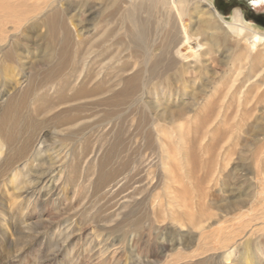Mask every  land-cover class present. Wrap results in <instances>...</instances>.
Here are the masks:
<instances>
[{"label":"rangeland","instance_id":"1","mask_svg":"<svg viewBox=\"0 0 264 264\" xmlns=\"http://www.w3.org/2000/svg\"><path fill=\"white\" fill-rule=\"evenodd\" d=\"M7 1L12 5L17 2ZM28 1L32 5L55 1L58 6L53 10H70L67 17H73L69 26L73 36L60 83L50 85L45 84V68L39 64L43 54L33 46L36 37L27 36L23 28L11 33L15 52L11 57L4 56L9 35L5 43L0 42V264H242L244 250L247 262L264 264V231L257 230L263 225L257 220L249 223L250 217L264 211L261 184L256 180L264 177L259 174L264 169V114H260L264 103L240 129L226 134L231 140L222 147L216 146L211 136L202 135L204 130L199 126L203 119L195 113L174 126L152 123L154 111L199 112L206 100L211 101L218 79L223 77L222 82L228 78L227 63L222 62L227 54L211 52L206 74L186 86L169 81L167 94L157 81L148 79L151 75L145 70L143 55V50H151L152 56L163 53L164 39L170 32L165 26V21H170L169 13L164 9L157 6L148 10L145 2L140 4L134 18L147 29L138 32L119 14L111 22L99 24V18L110 9L109 0H87L81 13L77 12L81 0ZM183 1L187 17L192 19L196 17L195 8L205 7L195 5L193 0ZM258 1L205 0L227 22H231L233 11L239 10L244 23L264 36V6L254 8ZM128 6L122 2L123 13ZM46 11V16L52 13ZM7 25L5 29L10 30ZM43 31L40 29L38 35ZM106 34L111 36L107 44H99ZM57 43H50L54 49L50 66L60 61ZM105 54L109 56L103 59ZM138 70L142 72L138 92L117 109L93 106L111 94L67 104L56 100L55 90L66 81L72 87L84 78H104L115 93L121 87L120 79ZM202 91L207 97L203 100ZM73 114L79 115V120L73 126H64L65 117ZM224 122L218 126L221 137L229 126L238 124L239 117ZM231 141L233 148L228 147ZM226 151V159L215 156ZM42 174L49 181L26 194ZM229 253L232 255L228 258Z\"/></svg>","mask_w":264,"mask_h":264},{"label":"bare ground","instance_id":"2","mask_svg":"<svg viewBox=\"0 0 264 264\" xmlns=\"http://www.w3.org/2000/svg\"><path fill=\"white\" fill-rule=\"evenodd\" d=\"M123 1H125L126 3L129 4L128 10H126L124 13H123V10H122V2ZM27 2H29V1L28 0H17L16 4L13 3L15 5H12L7 0H0V22H1L0 23V42L1 43H3V42L5 43L7 35H9L8 36V40L6 42L7 43L6 47H9V49L6 52H4V56L5 57H11L12 54L15 55V52L13 51L14 50V48H13L14 44H13L12 38H10L12 36H10V35L13 32H18V30L20 28H23V30L25 31L27 36H29L30 38L31 37H36L37 38V43L34 44L33 46H35V50H37L41 54H43L42 57H41V60L40 61L38 60V61H39V64H42L44 66V68H45V70H44L45 71V74H44L45 75V84H49L50 85V84H54V83H60L59 80H61L60 78L63 76V71L65 69L64 60H65L67 54H69L68 52H69V49H70V46H69L70 37L73 36V33L69 29V26L71 24V21H72L73 17H67L68 14L70 13V10H68V9H63V10L59 9V11L53 10L54 8H56L58 6V5H55L56 4L55 1L48 2V4L44 3L42 5L41 4H33L32 5V4H29V3L27 4ZM59 2H60V0L58 1V3ZM143 2L146 3V9H148V10H152V9H154V8H156L158 6V7L162 8V9H164L167 13H169L168 18H170V21L167 20V18H166L167 21H165V24H166L165 26H167V25L169 26L170 32L167 33L168 36H166V38L164 39L165 43H164L163 53H161V54H159L157 56H152L151 55V50L150 51L149 50L146 51L147 48L145 49L146 52H144V50H143V55L145 56V62H144L145 63V70L151 75V76H149L150 78H148V79H150V81L151 80H153V81L155 80V82L157 81L156 84L161 86V88L164 87L166 89V91L168 92L167 94H169V92H170L169 91L170 88L167 86V83L169 81L172 83V85L173 84H175V85L179 84L181 86H183V85L186 86V84H188L189 82H191V81L194 82V81H196V79H200L201 76L206 74L207 73V67L209 65V61L212 60L210 58L211 52L218 53V54L225 53L228 56V57H223L222 58L223 59V61H222L223 65H224V63H227V64H225V67L228 66L227 67L228 69H227L226 75H225V76L228 77L227 80H224V81L221 82V78H223V77L218 79L216 84H218L219 86L214 87L213 91H211V97H213V99L211 101L210 100H206L205 104L201 108H199V112H187V110H186V112L185 111L170 112L169 110H166L167 112H163V111L156 112V111H154L153 115L155 117L152 116V120H153L152 123L153 122H161L162 124H164V123H165V125L167 124L166 126H172L173 124L176 123V121L182 120L184 117L185 118L189 117L190 115L195 113V115H199L198 117H201L203 119L201 125L199 126V129H203L204 130V133L202 134L203 136H205V135H207L209 137L211 136V139L214 141L216 146L222 147L223 145H227V143L229 144L230 137L226 136V134H229V133H231L233 131H236L234 129H240V127H241V125H242V123L244 121L248 120L249 117H253L254 116V114L256 113L254 111H256V109L258 108L257 106L264 103V36L259 35L256 31L251 29V27H249L248 24L244 23V20H243L244 17H242V14L240 13L239 10H234L233 13H232L231 22H227L216 12V10L211 5L206 4L205 0H193L195 5L199 6V5L203 4L205 6L201 10H197V8H195V12H193V13H196V17H195V19L193 18L194 20L192 19V17H187V14H188L187 7H186L187 4L183 0H165L163 2H157L156 0H109L108 1V4H109L108 6H110V9L109 10L106 9L107 10L106 11V15L103 18H101L102 20L99 18V24L101 22H103V23L111 22L115 18V16H117L119 14V16H121L122 19L126 21V24L131 25L129 27L134 28V30H137L138 32H143L145 29H147L146 26L143 23L139 22L136 18H134V16H135L134 12L137 11V9L139 8L140 4H142ZM35 3H36V0H35ZM86 3H87V0H81L80 1V6H79V8L77 10L78 13H81V12L84 11V7H85ZM255 4H256L255 7H258V8L261 7V6H264V0H259L257 3L255 2ZM123 7H124V5H123ZM46 9H50L52 11V13H50L49 15L46 16L45 14L48 13L46 11ZM38 15H40V18H39ZM73 16H75V15H73ZM170 22H171V25H170ZM116 23H117V21H116ZM163 23H164V21H163ZM7 24L10 25V28H11L10 30H6L5 29L4 25H7ZM147 24H149V23L147 22ZM193 24H194V26L196 28L193 26ZM40 29H44L45 32L43 31V34L38 35V32L40 31ZM85 29H87V28H85ZM93 34H95V33H93ZM75 37H76V35H75ZM109 37H111L110 34H106V36L102 39V41L99 42V44L100 43L107 44V43H105V41H107V39ZM94 40H96V39H94ZM154 40L155 39H153L152 41L154 42ZM55 41H56V43L58 41L57 44L60 45V48H59L60 49V53L59 54L61 55V57H60V59L58 58V60H60V61L57 62L56 65L50 66L51 64L49 65V62H50L51 56L53 57V52L52 51L54 50V49L51 50L50 43H55ZM158 42H161V41H158ZM115 44L116 45H121L120 42H117ZM125 46H127V44ZM71 47H73V45H71ZM80 47H83V46H80ZM0 48H2V47H0ZM96 48H95V50H96ZM15 50H17V49H15ZM96 52L97 51H95V53ZM89 53H90V51H89ZM73 55H74V52H73ZM107 56H109V55L105 54L103 59H106ZM43 59L45 61L44 64L41 63V61ZM126 61H127V59H126ZM96 63H97V61H96ZM37 64H38V62H37ZM21 65H23V64H21ZM148 65H149V68H147ZM71 67H73V66H71ZM83 67H81V68H83ZM92 67H91V70H92ZM125 67H127V66H125ZM125 67L122 68L123 71L127 70V68H128V67L127 68H125ZM138 67H140V66H138ZM129 70H131V69H129ZM41 72H43V70ZM141 73L142 72L138 70L137 72H135L131 76H129V77L125 78V79H120L121 87L115 93H113L112 86L110 84H108V81L105 80L104 78H100V80L94 79L95 81H93L92 78H87V79L84 78L78 84L75 82L76 86H72V87H70V83H68L66 81L64 83V86L62 85V86H60L61 88L59 87L60 89L58 88L57 90H55L56 91L55 92V97H56V100L58 102H62V103L67 104V103H73V102H76V101H80V100H82L84 98H90L91 99L92 97H95V96H100V95H104V94H111L107 98L103 99L102 101H99L96 104H94V105L92 104V105L95 106V107L96 106H101V105L102 106H112L115 109H117L118 107L123 105L125 103V101L131 99L135 95L136 92H138L137 91L138 83H139L138 82V78L140 77ZM168 73H170L171 75L169 76ZM165 74H167L168 76L164 77ZM98 75L99 74H97V76ZM91 76H93V75H91ZM187 76L188 77L190 76L191 80H186ZM42 78L38 77L37 79H42ZM65 84H68V85L65 86ZM141 84H143V83L141 82ZM153 86H152V88H153ZM45 87L48 88V85H46ZM56 87H57V85H56ZM161 88H160V90L162 91L163 89H161ZM32 89H33V87H32ZM177 89H178V86H177ZM145 90H147V89H145ZM38 91H40V89ZM38 91L36 93H38ZM45 93L43 95H45ZM159 93H161V92L159 91ZM40 94H41V92H40ZM46 95H47V93H46ZM173 96L174 97L177 96V90H174ZM191 96L194 97V94H192ZM205 96H206V92L202 91L200 99L203 100L204 98H207ZM193 97L191 99H194ZM40 102H41V100H40ZM34 103H36V102H34ZM41 104H42V102H41ZM53 105H55V104H53ZM68 105H70V104H68ZM74 105H76V104H74ZM71 106H73V105H71ZM46 107H44L45 108L44 111L46 110ZM49 107H51V105H49ZM81 109H83V108H81ZM156 109L157 108H155V110ZM36 112H38V111H36ZM71 113H73V112H71ZM74 113H78V112H74ZM260 114H264V112H260ZM78 116L79 115H77V114L66 116L65 117L66 119L63 122V125L64 126H73V124L75 125V123L79 120ZM233 116L234 117H237V116L239 117L238 124L235 125V126L234 125L233 126H229V128L226 129V133H224L225 135L222 134L224 136L221 137V134H219L218 126H220L221 123H222L221 125H224V123H225L224 120L227 119V118H232ZM220 118H222L220 120L221 123L220 122L218 123L217 121ZM192 119L193 118H191V120ZM174 129H176V128H174ZM156 134H157V132H156ZM225 136L228 137L227 141L225 140ZM156 137H157V135H156ZM131 138L133 139V136H131ZM200 140L202 141L203 137L200 138ZM234 140H235V138H234ZM232 141L230 143L231 146L229 145L228 147L233 148L234 143H232ZM38 143L35 144V145H38ZM171 144H173V143H171ZM175 144H177V143H175ZM168 146H170V145H168ZM180 146H182V145H180ZM4 147H5V145H4ZM23 149H25V148H23ZM180 149H181V147H180ZM176 150H178V149H176ZM188 151H189V149H188ZM193 151H194V149H193ZM219 151H221V150H219ZM226 152L227 153H220V154L217 153V154H215V156L216 155L221 156V157L224 156L223 159H226L228 157L229 151H226ZM178 153H179V151H178ZM184 154H186V153H184ZM164 156H166V155L164 154ZM15 157H17V156H15ZM169 157H170V155H169ZM58 158H60V157H58ZM261 158H263V157H261ZM2 161H3V159H2ZM128 164H130V163H128ZM37 168H39V167H37ZM203 168H204V166H203ZM212 169H213V167H212ZM52 170H53V168H52ZM209 170H211V169H209ZM209 173H210V171H209ZM259 174L261 176L262 175L264 176V169H262L259 172ZM191 177H192V175H191ZM47 179H48V176L46 174H44V175L42 174V176L39 177L38 180L35 181L33 187L26 189L25 193L27 194V193L34 192L37 187H39L42 184L47 183L49 181ZM185 179H186V177H185ZM256 180L261 184V188H260L261 191H260L259 194L262 195L263 198H264V177H262L261 179H256ZM180 182H178V183H180ZM185 184H186V182H185ZM180 189H181V187H180ZM205 190L207 191V189H205ZM40 192H42V191L40 190ZM188 192H190V190H188L187 193ZM200 193H201V191H200ZM185 195L186 194H184L183 199H185ZM172 196H173V194H172ZM199 196H201V195H199ZM199 201H200V199H199ZM231 205L234 208V206H235L234 203H231ZM239 205H243V203H241ZM237 213H239V212H237ZM200 214H201V211H200ZM255 215L256 214H254V216L250 217L251 219L249 220V223H250V221H255V220L260 221V224L263 225V226L260 227L257 230L258 231L260 230V232L261 231L263 232L264 231V211L261 212L260 214H257L258 216H255ZM198 217H200V215ZM210 217H211V215H210ZM238 220H240V219H238ZM231 223H233V222H231ZM254 231H255V229H254ZM227 233H228V231H227ZM219 244H221L220 241H219ZM246 245H247V243H246ZM235 251H236V249L233 250V252H235ZM241 252H243V255H242V259L243 260H241L240 263H242V264H253L251 262H247L248 256L244 255V254H246L245 250L241 251ZM231 255L232 254L229 253L228 254V258L231 257ZM231 264H237V262H233Z\"/></svg>","mask_w":264,"mask_h":264},{"label":"flooded vegetation","instance_id":"3","mask_svg":"<svg viewBox=\"0 0 264 264\" xmlns=\"http://www.w3.org/2000/svg\"><path fill=\"white\" fill-rule=\"evenodd\" d=\"M253 6V5H252ZM254 8H258V7H254Z\"/></svg>","mask_w":264,"mask_h":264}]
</instances>
